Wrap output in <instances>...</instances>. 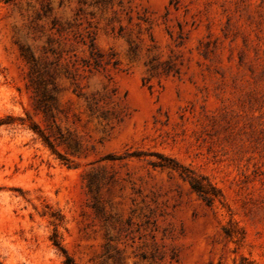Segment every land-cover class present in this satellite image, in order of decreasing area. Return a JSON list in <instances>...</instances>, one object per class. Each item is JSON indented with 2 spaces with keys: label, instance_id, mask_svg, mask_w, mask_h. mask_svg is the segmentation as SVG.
Returning <instances> with one entry per match:
<instances>
[{
  "label": "rangeland",
  "instance_id": "rangeland-1",
  "mask_svg": "<svg viewBox=\"0 0 264 264\" xmlns=\"http://www.w3.org/2000/svg\"><path fill=\"white\" fill-rule=\"evenodd\" d=\"M54 242L264 264V0H0V264Z\"/></svg>",
  "mask_w": 264,
  "mask_h": 264
},
{
  "label": "trees",
  "instance_id": "trees-1",
  "mask_svg": "<svg viewBox=\"0 0 264 264\" xmlns=\"http://www.w3.org/2000/svg\"><path fill=\"white\" fill-rule=\"evenodd\" d=\"M171 167H173L176 170H180V175L183 176L184 172H183L182 168H180L179 166H177L175 163H173L171 165ZM184 178H187L188 179V183H189L190 187L195 192L200 193V188H199L196 180H194L193 178H190L188 176H185V175H184ZM54 245L62 252V254L64 256V259H65L64 260V264H72V261H71L70 257L65 253V251L63 250V248H61V246L58 243H56V242H54Z\"/></svg>",
  "mask_w": 264,
  "mask_h": 264
}]
</instances>
